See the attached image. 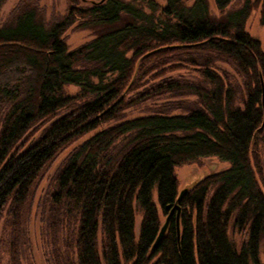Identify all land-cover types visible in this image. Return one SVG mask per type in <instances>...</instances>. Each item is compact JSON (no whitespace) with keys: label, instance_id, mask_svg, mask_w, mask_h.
<instances>
[{"label":"trees","instance_id":"16d2710c","mask_svg":"<svg viewBox=\"0 0 264 264\" xmlns=\"http://www.w3.org/2000/svg\"><path fill=\"white\" fill-rule=\"evenodd\" d=\"M81 2L48 22L38 0H21L0 25V222L7 210L11 263L20 264L21 218L40 175L103 127L72 149L46 198L53 264H264V46L247 30L255 12L264 29V0L229 11L232 0ZM71 28L95 36L70 50ZM183 57L197 81L165 78ZM191 96L189 109L169 104L182 113L126 118L144 101ZM208 157L229 166L179 201L176 168Z\"/></svg>","mask_w":264,"mask_h":264},{"label":"rangeland","instance_id":"374dc122","mask_svg":"<svg viewBox=\"0 0 264 264\" xmlns=\"http://www.w3.org/2000/svg\"><path fill=\"white\" fill-rule=\"evenodd\" d=\"M21 0H7L5 4L2 6L0 10V25H2L5 20H8L10 18L11 12L13 9L19 4ZM40 6L45 11V19L48 22L53 21L56 18H59L64 16L66 12L68 11V8L70 6L71 0H38ZM81 4V0H79ZM246 0H232L231 5L227 8L229 11L233 9H237L243 6L244 2ZM253 2L255 0H252ZM159 2L162 5H165V0H159ZM194 3V0H186V4L188 6H191ZM213 14L220 16V13L217 11H213ZM247 30L251 33L254 37L261 40L264 46V29L259 24V12H255L249 19L247 23ZM95 34L92 30H80L77 31L74 28H71L66 34V42L69 46V49H75L81 45H83L86 42H89L94 38ZM194 58V55H192ZM191 58V57H190ZM182 66L184 68L177 69L172 72H168L165 76V78H184L188 79L190 81H197L198 80V73L195 72L194 67L187 63L188 59H185V57L182 58ZM218 66L222 69L227 70L231 74L233 72V69L222 63H218ZM240 81V79H239ZM242 82V81H240ZM145 87L140 89V91L144 90ZM78 87L70 86L67 88V92L70 94H76L79 92ZM127 98H134V93L127 96ZM194 97L189 98H169V97H162V98H154L151 100L144 101L143 103H140V105H137L133 108H129L125 111L126 118H135L140 115H144L147 113H151L154 111V109H160V111L165 110H173L174 108L171 107L169 104L172 103H179L182 101L183 104L179 103L181 107L184 109H189L191 106H194ZM168 106V107H167ZM167 107V108H166ZM174 114L182 113V110H173ZM66 113V110H62L60 113L61 115H64ZM113 124V123H111ZM110 124L105 125L104 127H107ZM1 123H0V129H1ZM103 128V127H102ZM100 128V129H102ZM99 129V130H100ZM99 130H96L89 135L85 136L78 142H76L74 145H72L70 148L62 152L58 157L51 162L48 167L44 170L42 173L41 178L38 179V183L31 195V198L28 202V204L25 207V210L23 212L22 216V235H21V245L19 248L20 255L19 260L20 264H53V257H52V251H53V243H52V237L48 231V228L46 226L47 224V217H49V204L47 202L48 195L51 194V192L54 190L53 182L54 178L56 177L57 172L59 171L60 167L64 164L65 160L67 159L69 153L72 151L73 148L77 147L87 139H89L91 136H93L95 133H97ZM43 129L39 130L36 136L26 144V148L31 146L33 143L37 142L38 137L40 136ZM33 133V132H32ZM29 140V139H28ZM259 155L261 159V164L264 171V133L260 137L259 141ZM229 164L224 163L220 161L216 157H208V158H202L197 163H193L190 165H186L183 167L176 168V174L178 176V180L180 181V194L188 189L199 183L204 178L218 173L220 171L226 170L228 168ZM45 210V211H44ZM7 216V210L4 213L3 219H1L0 222V264H12L11 263V256H10V247H9V241H10V231L6 229V221L8 220L6 218ZM142 220V215L138 212L136 215V233L138 236L140 223ZM164 218H162V222H164ZM59 238L64 240L65 238H68V232L67 229L62 227L60 228V231L58 232ZM230 236L231 240H233L238 246H241L242 243L245 240V236L237 233L233 229V225L230 226ZM99 238L101 240V235H99ZM261 259L262 262H264V249L262 248L261 253Z\"/></svg>","mask_w":264,"mask_h":264},{"label":"water","instance_id":"95a60500","mask_svg":"<svg viewBox=\"0 0 264 264\" xmlns=\"http://www.w3.org/2000/svg\"><path fill=\"white\" fill-rule=\"evenodd\" d=\"M262 80V86H263V91H264V81H263V79H261ZM263 108H264V92H263ZM263 127H264V123H263ZM186 192H187V190H184L181 194H180V196H179V201L182 199V197L186 194ZM177 211H178V218H177V220H178V222H177V224L179 225V216H180V212H181V207L178 205L177 206ZM171 215H172V213L166 218V221H165V224L163 225V227H162V229H161V231L159 232L160 234H159V236H158V238H157V241H156V243H155V245H158V243L162 240V238L164 237V235H165V233H167V228H168V226H169V221H170V219H171ZM179 227V226H178ZM178 239L180 238V232H179V228H178Z\"/></svg>","mask_w":264,"mask_h":264}]
</instances>
